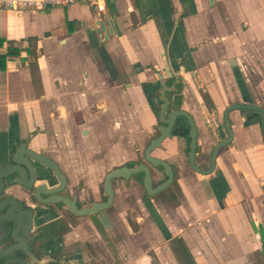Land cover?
I'll list each match as a JSON object with an SVG mask.
<instances>
[{"label": "crops", "instance_id": "obj_1", "mask_svg": "<svg viewBox=\"0 0 264 264\" xmlns=\"http://www.w3.org/2000/svg\"><path fill=\"white\" fill-rule=\"evenodd\" d=\"M10 44L19 54L0 68V167L27 143L80 185L84 204L104 200L107 173L141 163L162 125L164 83L175 88L170 111L196 123L204 170L229 136L227 107L264 109V0H107L103 14L85 4L1 10L0 55ZM229 119L233 140L204 175L189 165V126L178 118L152 153L173 167L177 200L132 185L117 220L106 210L77 219L60 239L58 264H180L178 238L196 264H264L261 115L232 110Z\"/></svg>", "mask_w": 264, "mask_h": 264}, {"label": "water", "instance_id": "obj_2", "mask_svg": "<svg viewBox=\"0 0 264 264\" xmlns=\"http://www.w3.org/2000/svg\"><path fill=\"white\" fill-rule=\"evenodd\" d=\"M105 25V22L100 23L101 30H104ZM171 91H175V88H170L164 83L163 88L160 91V101L162 102L160 122L162 125L157 129L158 137L152 140L145 150V162H141L133 166L119 167L107 173L103 182L104 195L107 198L105 202H94L88 207H83L81 210H79L76 207L74 201L58 196L66 184V177L62 173L60 166L52 159L29 149L27 143L21 144L14 153V164L0 167V195L4 192L6 185L11 186L16 184L26 189L33 188L35 190V197L41 203H62L72 214L82 217L93 216L109 209L114 204L115 192L113 183L117 179L129 180L134 176L142 174L143 186L150 197L156 196L172 185L175 179L173 167L167 161L154 157L152 153L156 149L160 148L162 143L172 135L173 128L176 126L178 118H185L189 126V131L187 134L190 139L188 153L189 165L194 171L204 175H208L214 171L216 167V159L220 149L228 146L233 140V131L229 119L230 111L249 110L260 114L261 129L264 136L263 108L251 104H233L228 106L224 112V120L229 136L218 143L213 149L210 160L211 167L207 170L201 169L196 164L198 137L196 123L193 117L184 110L170 111L171 102L167 97V93ZM152 168L162 169L166 180L155 186ZM50 170H53L58 182L60 183V186L52 187V189H48L45 183L38 186L35 183V180H41L45 178L47 175L46 172ZM41 194L50 197L44 200L42 199ZM23 221H25L24 214L19 209L18 202L14 197L0 200V230L2 229V223L12 222V239L16 242H23L26 238L25 233L20 228V223ZM18 250L23 251L27 249L25 248V245H18L16 247L0 251V264H23L22 262L20 263L17 261V259L13 258L16 251Z\"/></svg>", "mask_w": 264, "mask_h": 264}, {"label": "flooded vegetation", "instance_id": "obj_3", "mask_svg": "<svg viewBox=\"0 0 264 264\" xmlns=\"http://www.w3.org/2000/svg\"><path fill=\"white\" fill-rule=\"evenodd\" d=\"M13 156L5 165L14 164ZM46 174L45 178L35 180L38 186L44 183L48 189L60 186L53 170L47 171ZM63 174L65 175V173ZM65 177L66 184L58 196L74 201L79 210L83 207H88L94 202H105L107 200L105 197L102 201L82 203L80 200V185H70L66 175ZM34 191L33 188L26 189L13 184L11 186L6 185L4 192L0 195V200L9 197H14L17 200L19 209L23 212L25 220L20 223V228L26 235L23 242H16L12 239V222L2 223V229L0 230V251L18 245H25L27 250H18L13 256L20 263L58 264L60 259L57 257V252H61L64 249V243L60 239L65 232L75 227L77 219L82 216L72 214L62 203H41L35 197ZM41 197L46 200L50 196L41 194Z\"/></svg>", "mask_w": 264, "mask_h": 264}, {"label": "built area", "instance_id": "obj_4", "mask_svg": "<svg viewBox=\"0 0 264 264\" xmlns=\"http://www.w3.org/2000/svg\"><path fill=\"white\" fill-rule=\"evenodd\" d=\"M85 4L103 14L107 9V0H0V11H47L56 7H68Z\"/></svg>", "mask_w": 264, "mask_h": 264}, {"label": "rangeland", "instance_id": "obj_5", "mask_svg": "<svg viewBox=\"0 0 264 264\" xmlns=\"http://www.w3.org/2000/svg\"><path fill=\"white\" fill-rule=\"evenodd\" d=\"M137 162H145V158L144 155H140L137 159ZM152 173H153V179H154V185H158L159 183L165 181L166 177L163 173L162 170L156 169V168H152ZM105 176H103V181H104ZM132 185H142V178L139 176H134L132 177L129 181H125L124 179H118L114 182V187H116L117 189H119V204L116 205V209L113 208V206L105 211V214H108L110 216V218H114L115 220H117L116 218L120 216V214L124 215L123 213H121V207H120V201L123 199L124 195H127L128 191L130 189H132ZM143 191V190H142ZM171 193H176V190L174 188H169V190H166L164 193L162 192V195L158 194V198L157 199H170V194ZM147 195V194H146ZM120 212V213H119ZM116 226H114L111 231L113 230L115 232V235H112L111 237L114 239V241H116L119 238V235L116 232ZM120 239V238H119Z\"/></svg>", "mask_w": 264, "mask_h": 264}, {"label": "trees", "instance_id": "obj_6", "mask_svg": "<svg viewBox=\"0 0 264 264\" xmlns=\"http://www.w3.org/2000/svg\"><path fill=\"white\" fill-rule=\"evenodd\" d=\"M18 54H19V52L17 50L13 49L12 44H10L8 54L0 55V68L4 69L7 57L18 55ZM189 142H190V139H189ZM188 152H189V148H188ZM138 176L141 178L143 177L142 174L138 175ZM170 200L173 202H175L177 200L176 195L174 193L170 194ZM260 234L262 237L263 250H264V229H262L260 231ZM173 250H174V253L176 254V257H177L180 264H196L192 254L190 253L188 247L186 246L185 242L182 239L178 238V239L174 240Z\"/></svg>", "mask_w": 264, "mask_h": 264}]
</instances>
